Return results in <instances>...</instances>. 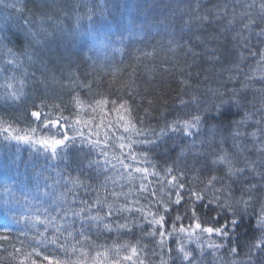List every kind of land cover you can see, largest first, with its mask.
Returning <instances> with one entry per match:
<instances>
[{"label": "snow or ice", "instance_id": "obj_1", "mask_svg": "<svg viewBox=\"0 0 264 264\" xmlns=\"http://www.w3.org/2000/svg\"><path fill=\"white\" fill-rule=\"evenodd\" d=\"M47 6V0L34 4L36 8ZM254 6L255 3L248 5ZM5 7L17 10L15 3L6 4ZM24 7L26 6L18 10L21 14ZM259 7L260 21L264 22V0H260ZM247 15L248 22L243 28L248 30L255 26L260 29L256 35L264 38V27L250 14ZM89 19L91 20V15ZM8 23L6 18L4 25ZM101 30L102 28L94 27L84 34L85 40L95 42L100 39ZM41 33L47 35L44 29H41ZM241 38L247 48V38ZM44 43L27 20L16 31L0 26V48L7 49V58L3 60L5 67L0 71L13 73L11 76H5L4 84L0 85L5 90V101L12 102L7 105L9 108L17 101L23 102L26 96L24 90L27 73L22 74L24 78L15 75L23 66L22 58L33 63L36 59L42 61V55L31 49ZM189 53L193 57L198 55L191 49ZM251 55L255 56L256 53ZM231 56L232 54L228 53L225 58ZM260 56L264 60V52H261ZM245 58L241 52L238 58L231 60L232 68L221 70L228 72V78L221 80L220 87L206 90L205 96L210 93L213 97L210 101H202L200 96L194 93L182 91L178 94V114L158 130L143 127L144 120L134 117L135 109L145 102L147 107L144 108V113L151 116L156 101L148 96H140L138 103L131 91L127 93V98L123 95L115 99L101 96L99 99L93 97L88 101L74 95L69 103L75 111L69 115L64 114L66 106L63 103L51 106L43 101L40 104L33 103L30 111L25 109L24 116L28 121L25 127L19 126V117L5 119L0 116V137L6 142V146L15 141L17 151L20 144H25L34 150L37 158L43 155L46 161L63 160L67 159L73 149L82 151L86 145L92 150L100 148V154L106 157L105 164H109L111 162L107 159L106 149L119 147L121 154L114 155L113 159L122 168L130 169L126 176L121 175V179L130 185L128 192L113 191L110 193L113 199L109 200L108 196L101 197L97 191L91 202L81 199L78 207L72 206L76 202L75 198L70 204L67 197L61 194L59 198L53 197L52 210L55 215H52L48 208L41 213L31 205V200L40 199L41 196L51 197L49 191L41 192L37 184L36 193L29 199V193L22 190L21 198H14L19 207H8L6 211L0 212V242L10 241L9 233L14 230V226L23 225L16 229L19 235L16 243L10 245L11 252L0 244V253L8 252L9 264H145L147 256L141 259V253L148 249V245L142 244V240H148L155 245L151 251L153 255H157V250L159 251V264H199L206 248L213 256L222 248L226 249L229 255L236 256L237 248H228L232 243L230 231H235L243 225L249 209L255 213V224L253 226L249 220V227L253 232H258L259 236L254 238L245 253L246 264H264V101L261 102L260 108H255L253 101L248 98V85L244 80H238L237 73ZM220 60L221 57L210 56L205 62L214 64ZM191 68L192 65H186L185 68L179 69L182 75L187 71L186 78L180 81L182 88L192 87ZM209 71L208 68H202L196 75L200 76ZM244 79L251 77L245 75ZM208 80L209 76L204 75V81ZM229 82H239L240 87L228 88ZM87 87L91 90V85ZM260 92L264 96V89ZM185 95L189 97L187 100L184 99ZM161 102L163 105L168 103L163 97ZM85 105L93 113H103L108 106H111V111L124 113L120 116L122 134L116 136L115 133L109 135L106 132L103 147L99 140H91L85 135L84 128L93 121H85L80 115ZM250 105L253 106L250 108ZM34 123L36 126H33ZM137 124L141 127H137ZM253 127L254 130L248 131ZM53 128L56 129L55 132H52ZM43 130H47V134ZM69 131L72 135L68 134ZM249 137L252 138L251 144L247 143ZM77 141L81 144L79 149H76ZM167 141H171L173 147L180 141V152L171 164L160 168L152 162L150 153ZM229 142L230 148L225 147ZM134 145L142 146V150L137 152ZM125 147L129 150L127 153L123 152ZM167 151L165 148V152ZM189 153L193 160L191 167L186 163ZM125 160H131L133 163H125ZM93 164L99 169L98 161H89L90 167ZM196 164L200 167H195ZM115 167L113 164L112 168ZM42 174V171L36 173L37 177ZM149 177L153 179L150 180ZM5 178H10L7 173ZM67 184H71L73 188L84 187V181L79 176H69L65 186ZM44 187L47 189L50 186L45 184ZM5 191H9L7 184ZM133 195L135 199H131ZM121 196L124 197L123 201L120 200ZM257 205L258 213L255 211ZM201 209L205 213L216 212V215L204 219ZM137 230L141 234L139 238L136 236ZM33 231L34 234L29 236L28 233ZM93 232L97 236L115 233L118 238L131 235L134 242L114 243L109 248L96 244ZM20 236L24 239H20ZM214 237H218L220 242ZM193 242L195 249L189 247ZM172 243L176 244L175 248L171 246ZM93 248L96 249L94 257L91 256ZM121 251L125 253L123 256L120 255ZM60 252H63V257L59 255ZM109 256L112 257L110 261ZM233 264L236 262L233 261Z\"/></svg>", "mask_w": 264, "mask_h": 264}, {"label": "trees", "instance_id": "obj_2", "mask_svg": "<svg viewBox=\"0 0 264 264\" xmlns=\"http://www.w3.org/2000/svg\"><path fill=\"white\" fill-rule=\"evenodd\" d=\"M38 1L40 3V0ZM12 3L16 4L17 10L5 7L6 4ZM38 3L37 0H0V26L16 31L27 20L32 30L38 34V38L45 41L44 44L36 45L31 49L42 55V61L36 59L33 63L22 58L23 66L15 72V75L21 78H24L23 73H27L24 90L26 96L23 102L17 101L9 108L7 105L12 102L5 101V90L0 87V116L5 119L19 117L20 127L26 126L28 121L24 112L25 109L30 111L33 103L40 104L43 101L49 106L63 103L66 106L64 114L69 115L75 111L69 103L74 95H79L83 100L88 101L93 97L99 99L101 96L115 99L123 95L127 98V93L131 91L138 103L140 96H148L156 101L151 116H146L144 113V108L147 107L145 102L135 109L134 117L144 120L143 127L158 130L166 121H171L178 114L176 110L179 105L176 100L182 91L199 95L202 101L213 99L210 93L205 96L206 90L218 88L221 80H227L228 72L221 70L232 68L231 60L238 58L241 52L246 58L240 64L238 80H244L248 85L246 89L248 98L253 101L255 108H260L261 102L264 101V96L260 92L264 89V60L260 56V53L264 52V38L256 35L260 29L255 26L248 30L243 28L248 22L247 14L264 27V22L260 21V0H47V7H34V4ZM253 3H255L254 7H248ZM22 6H26L23 14L18 11ZM203 17L207 19H202ZM6 18L9 23L4 25ZM94 27L102 28L100 39L95 42L86 41L84 34ZM41 29L46 30V36L41 33ZM241 37L247 38V48L244 47V39ZM189 49L198 55L193 57ZM6 51V48H0V69L5 67L3 60L7 58ZM228 53L232 56L226 59ZM251 53L256 55L253 56ZM210 56L221 57V60L219 63H206ZM186 65H192L191 88H182L180 84V81L186 78L187 71L182 75L179 69L185 68ZM202 68H208L210 71L197 76L196 73ZM11 75L13 73L10 71H0V85L4 84L5 76ZM204 75L209 76L208 81H204ZM245 75L251 79L245 80ZM87 85H91V90ZM227 87L239 88L240 83L229 82ZM161 97L167 100V105L162 104ZM188 98V95L184 96V99ZM253 105H250V108ZM80 115L85 121H93L84 128V132L91 140H99L101 147L105 144L106 132L109 135L115 133L116 136L122 134L120 116L124 113L111 111V106H108L103 113H93L85 105ZM33 126L36 124L34 123ZM137 127L141 125L137 124ZM252 130L254 127L248 129V131ZM43 131L47 134V130ZM55 131L56 129L53 128L52 132ZM94 132L98 135H90ZM68 134L72 135L70 131ZM251 141L252 138L249 137L247 143L251 144ZM230 146V142L225 145L229 148ZM180 147V141L176 142L175 147L172 146L171 141H167L150 153V159L163 168L176 159ZM79 148L81 144L77 141L76 149ZM134 148L137 152L142 150L140 145H134ZM165 148L168 149L167 152ZM100 151V148L92 150L85 145L82 151L73 149L67 159L46 161L43 155L37 158V154L28 145L20 144L17 151L15 141H12L10 146H6V142L0 137V212L6 211L8 207H19L15 204L14 198H21L22 190L29 193L31 199L36 193L37 184L41 192L49 191L52 196H41L40 199L31 200V205L33 209L38 208L41 213L48 208L52 215H55V211L52 210L53 197L59 198L61 194L67 197L70 204L75 198L76 202L72 206L78 207L81 199L91 202L96 197L97 191L101 197L108 196L109 200L113 199L110 195L113 191L128 192L130 185L126 180L121 179V175L126 176L130 169L122 168L113 159L114 155L120 156L119 147L106 149L107 159L111 162L109 164H105L106 157L101 155ZM128 151L127 147L123 149L125 153ZM89 161H98L99 169L95 164L90 167ZM125 163L133 162L125 160ZM186 163L190 167L193 166L190 153L187 155ZM113 164L116 165L115 168H112ZM195 167L200 165L196 164ZM41 171L43 174L37 177L36 173ZM5 173L10 178L6 179ZM69 176H79L84 181V187L73 188L71 184L65 186ZM149 179L153 178L149 177ZM136 183L138 186L139 181ZM6 184L9 186V191H5ZM45 184L50 187L45 189ZM102 185L104 187H101ZM123 199L124 197L121 196L120 200ZM131 199H135V195ZM6 201L9 203L6 204ZM23 203L21 199V204ZM200 211L204 219L216 215V212L205 213L203 209ZM255 211L259 212V205L256 206ZM228 218L231 219L230 216ZM249 220L254 226L255 213L252 209L248 210L243 225L235 231H230L232 243L228 248L236 247L238 253L236 256L229 255L223 248L213 256L205 246L206 251L199 264H233V261L236 264H246L245 253L254 238L259 236L258 232H253L249 227ZM21 227L22 224L15 225L14 230L9 233L11 240L0 242L8 252L12 251L10 245L16 243L19 235L16 229ZM76 227L78 228L79 224ZM41 230H43L42 226ZM33 234L34 231L28 233L29 236ZM140 235L137 230V238ZM92 236L96 244L109 248L114 243L123 244L126 241H133L131 235L118 238L115 233L97 236L93 232ZM19 238L24 239L23 236ZM214 239L220 242L218 237ZM141 243L148 245V249L141 253V259L147 256L145 264H159V251L157 250V255H153L151 251L155 245L148 240H142ZM171 246L175 248L176 244L172 243ZM189 247L195 249V242ZM8 252L0 253V264H9ZM95 252L96 249L93 248L91 256L94 257ZM124 254L121 251L120 255ZM59 255L63 257V252ZM111 258L109 256V261Z\"/></svg>", "mask_w": 264, "mask_h": 264}, {"label": "bare ground", "instance_id": "obj_3", "mask_svg": "<svg viewBox=\"0 0 264 264\" xmlns=\"http://www.w3.org/2000/svg\"><path fill=\"white\" fill-rule=\"evenodd\" d=\"M39 1L37 0V3H38ZM31 184H32V182H31Z\"/></svg>", "mask_w": 264, "mask_h": 264}]
</instances>
